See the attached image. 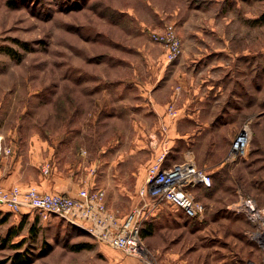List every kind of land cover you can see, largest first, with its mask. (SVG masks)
I'll return each mask as SVG.
<instances>
[{
  "label": "rangeland",
  "instance_id": "rangeland-1",
  "mask_svg": "<svg viewBox=\"0 0 264 264\" xmlns=\"http://www.w3.org/2000/svg\"><path fill=\"white\" fill-rule=\"evenodd\" d=\"M166 23L187 34L196 58L221 50L227 53L214 59L232 63L227 114L212 125L221 131L190 148L203 169L215 165L211 186L194 193L207 205L203 218L164 205L140 226L147 251L139 257L61 218L0 206V264H258L257 241L247 248L221 238L241 224L235 216L252 196L264 203V0H0V160H41L60 170L85 159L83 187L133 196L153 160L147 149L130 154L148 130L160 129L153 92L174 80L169 68L180 57L169 62L152 38ZM243 129L247 146L232 158ZM139 199L124 202L126 211ZM80 243L88 245L73 248Z\"/></svg>",
  "mask_w": 264,
  "mask_h": 264
},
{
  "label": "crops",
  "instance_id": "crops-1",
  "mask_svg": "<svg viewBox=\"0 0 264 264\" xmlns=\"http://www.w3.org/2000/svg\"><path fill=\"white\" fill-rule=\"evenodd\" d=\"M197 33L199 31L194 29L190 36H196ZM186 37V33L181 34L182 54L176 63H173V66L169 68L173 72L174 80L163 79L153 92L154 100L151 110L161 122L160 129L157 130L152 127L148 130V138L144 142L138 143L135 151L130 154L135 158L141 151L147 149L151 160L163 152L166 153L163 162L165 166L188 159L193 160L194 157L190 148L196 147L198 144L202 147L203 143L211 141V137H208L210 132L221 131L218 127L213 128L212 125L214 117H224L227 114V95L233 91V87L230 86H233L235 80L230 74L232 63L214 59L217 58L218 54L227 53L221 50H210L204 54L205 56H201V59L200 57L196 58V51L190 48V41ZM198 44L202 45L200 41L194 40L193 47L202 52L203 48ZM207 57L213 59H207ZM170 104L175 109V116L168 113ZM238 110L243 111V109ZM1 136L2 134H0V138ZM214 138L213 136L212 141L216 140ZM79 160H72L73 166L75 164L77 170L73 167L58 170L54 169L50 162L13 160L10 156H3L0 160V185L4 187L14 184L22 187L34 186L42 191L60 192L75 196L77 191L83 187L82 182L84 180L88 182L89 177L88 168L83 161L85 159ZM193 161L197 166L200 165L198 160H196L197 162ZM206 163L210 164V167H207L206 164L204 170L211 173L215 169L213 167L215 165ZM46 164L50 165L48 172L43 170ZM199 188L201 186L195 188L194 193ZM139 189L135 188L133 196H130L128 192L125 194L120 191H115L110 197L106 195L107 206L115 212L119 219H122L128 212L124 202L128 204L133 199L132 203H134L136 196L141 200ZM252 197L255 198L250 199L253 206L244 207L240 216H235L241 220V224L234 223L239 220L234 221L221 241L228 245H235L240 242L247 248L249 240L257 241L258 264H264V203L260 201L259 196L254 195ZM207 210L205 204V213ZM216 239L218 240V238ZM232 258L230 255L226 256L227 261L229 259L231 261ZM179 264H186V260H180ZM215 264L217 263L215 262Z\"/></svg>",
  "mask_w": 264,
  "mask_h": 264
},
{
  "label": "built area",
  "instance_id": "built-area-1",
  "mask_svg": "<svg viewBox=\"0 0 264 264\" xmlns=\"http://www.w3.org/2000/svg\"><path fill=\"white\" fill-rule=\"evenodd\" d=\"M151 35L164 46L169 62L182 54V42L173 23H166L162 30L153 31ZM174 112L170 104L168 113ZM247 139L246 130H241L232 143V158L245 151ZM2 152L0 138V157ZM165 157L166 153L163 152L149 164L144 184L139 189L141 202L122 219L107 206L105 191L98 187H81L75 196H71L42 191L34 186L0 185V206L16 213L32 209L43 215L58 216L125 255L145 257L147 248L139 236L143 221L154 216L167 204L182 211L188 218L201 220L205 214V204L196 198L194 189L199 186L210 187L212 183L211 174L197 166L193 160L165 166ZM43 170L48 172L50 165L46 164Z\"/></svg>",
  "mask_w": 264,
  "mask_h": 264
},
{
  "label": "trees",
  "instance_id": "trees-1",
  "mask_svg": "<svg viewBox=\"0 0 264 264\" xmlns=\"http://www.w3.org/2000/svg\"><path fill=\"white\" fill-rule=\"evenodd\" d=\"M204 188H207V187H204ZM55 217H58V216H55ZM58 218H60V217H58ZM62 219V218H61ZM62 220H64V219H62ZM65 221V220H64ZM66 222V221H65ZM66 224H69L68 222H66ZM71 225V224H70ZM72 226V225H71ZM146 233V232H145ZM145 233H142L141 232V235H145ZM139 236H140V230H139ZM88 244H85V243H80V244H75V246H73V248L74 249H82V248H84V247H86ZM13 247H15V248H19L20 247V244H18V243H15V244H13L12 245Z\"/></svg>",
  "mask_w": 264,
  "mask_h": 264
}]
</instances>
